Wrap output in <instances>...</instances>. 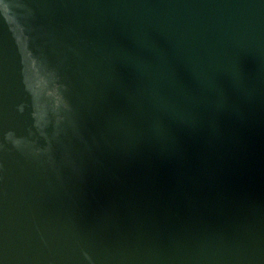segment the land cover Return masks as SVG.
Returning <instances> with one entry per match:
<instances>
[{"label":"water","instance_id":"obj_1","mask_svg":"<svg viewBox=\"0 0 264 264\" xmlns=\"http://www.w3.org/2000/svg\"><path fill=\"white\" fill-rule=\"evenodd\" d=\"M0 264H264V0H0Z\"/></svg>","mask_w":264,"mask_h":264}]
</instances>
